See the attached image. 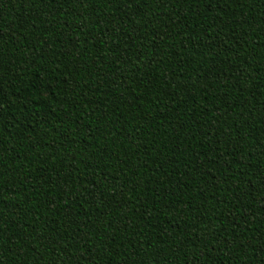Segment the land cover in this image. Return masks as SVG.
Instances as JSON below:
<instances>
[{
  "label": "trees",
  "instance_id": "1",
  "mask_svg": "<svg viewBox=\"0 0 264 264\" xmlns=\"http://www.w3.org/2000/svg\"><path fill=\"white\" fill-rule=\"evenodd\" d=\"M0 264H264V0H0Z\"/></svg>",
  "mask_w": 264,
  "mask_h": 264
}]
</instances>
